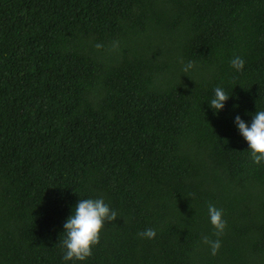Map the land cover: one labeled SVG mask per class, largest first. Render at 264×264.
<instances>
[{"label":"trees","instance_id":"1","mask_svg":"<svg viewBox=\"0 0 264 264\" xmlns=\"http://www.w3.org/2000/svg\"><path fill=\"white\" fill-rule=\"evenodd\" d=\"M261 110L264 0H0V264H264V163L234 123ZM86 198L118 218L65 261Z\"/></svg>","mask_w":264,"mask_h":264},{"label":"clouds","instance_id":"2","mask_svg":"<svg viewBox=\"0 0 264 264\" xmlns=\"http://www.w3.org/2000/svg\"><path fill=\"white\" fill-rule=\"evenodd\" d=\"M230 65L237 72H241L245 60L240 56H235L230 61ZM194 67L195 62L189 61L183 66L182 72L187 73ZM214 93V98L209 106L216 113L224 108V104L229 100L230 95L222 87H216ZM234 123L249 146L253 163H264V110L255 112L250 125L242 120L239 115L235 117ZM208 214L210 222L216 230L214 234L217 237L221 236L227 226V222L223 218V210L209 204ZM117 218L118 213L112 210L103 198L80 199L63 225V233H65V238L62 241V247L65 250L63 260L84 261L91 257L93 247L100 242V233L105 222L112 223ZM138 235L142 238L154 239L156 231L153 228H147ZM202 242L210 247L213 256L221 247L219 239L212 240L204 236Z\"/></svg>","mask_w":264,"mask_h":264}]
</instances>
